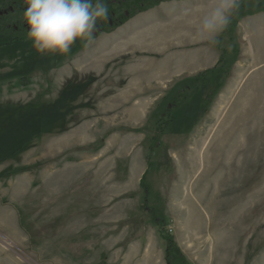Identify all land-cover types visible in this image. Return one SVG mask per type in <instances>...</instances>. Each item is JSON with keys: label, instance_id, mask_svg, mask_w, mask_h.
Listing matches in <instances>:
<instances>
[{"label": "rangeland", "instance_id": "374dc122", "mask_svg": "<svg viewBox=\"0 0 264 264\" xmlns=\"http://www.w3.org/2000/svg\"><path fill=\"white\" fill-rule=\"evenodd\" d=\"M135 1L66 55L0 36V264H264V0L216 46L214 0Z\"/></svg>", "mask_w": 264, "mask_h": 264}, {"label": "clouds", "instance_id": "9594fccd", "mask_svg": "<svg viewBox=\"0 0 264 264\" xmlns=\"http://www.w3.org/2000/svg\"><path fill=\"white\" fill-rule=\"evenodd\" d=\"M26 4L24 20L30 29L27 35L41 54L66 55L77 39L90 47L97 21L109 19L107 6L100 0L95 4L92 0H26ZM239 7V0H214L193 39L218 45Z\"/></svg>", "mask_w": 264, "mask_h": 264}, {"label": "flooded vegetation", "instance_id": "af4514ba", "mask_svg": "<svg viewBox=\"0 0 264 264\" xmlns=\"http://www.w3.org/2000/svg\"><path fill=\"white\" fill-rule=\"evenodd\" d=\"M104 4L107 6L109 19L97 21V28L93 37L101 34L106 27L113 28L114 26H117L124 17L129 16L128 10L135 6L136 1L134 0L131 2V0H108ZM123 6L126 7L122 13H120V9ZM26 8V0H3L1 2L0 36H8L11 37L13 41H15L21 35H27L30 29L24 20V12L26 11Z\"/></svg>", "mask_w": 264, "mask_h": 264}, {"label": "trees", "instance_id": "16d2710c", "mask_svg": "<svg viewBox=\"0 0 264 264\" xmlns=\"http://www.w3.org/2000/svg\"><path fill=\"white\" fill-rule=\"evenodd\" d=\"M4 1H7V0H4ZM102 3H106L108 0H100ZM143 10V9H141ZM234 15L238 16L240 15V8L238 10V12H236ZM127 20L126 17H124L120 23L118 24V26L122 25L125 21ZM231 24H232V27L234 26L235 24V19L232 18V22L230 23V27H231ZM231 30V29H230ZM229 30V31H230ZM222 58L219 60L218 63H221L222 62V59L224 58V54H222L221 56ZM219 65V64H218ZM217 67H215L214 69H212V71H215ZM198 78H201L200 80H198ZM24 80V78L20 79V82L22 83V81ZM197 80V81H196ZM203 82H205L204 80V77H203V74H199L197 76V79H194L193 80V84L194 85H197V84H201L200 87L203 86ZM192 87H195V86H192ZM196 88V87H195ZM161 132V131H160ZM19 150H17V152H13L12 154V158L15 157L16 154H19ZM145 175V174H144ZM144 183V180L142 179L141 182H140V186L142 187V184ZM144 185V184H143ZM144 189H146V192H147V187L144 186L143 187ZM145 195V194H144ZM161 238H163V240L165 241L166 243V246H167V257H166V262L167 264H187L186 263V260L185 258L183 257V255L181 254V252L179 251V249L177 248V246L175 245L174 243V239L169 236L167 233L164 234V233H161ZM171 257L173 259H171Z\"/></svg>", "mask_w": 264, "mask_h": 264}, {"label": "crops", "instance_id": "0c3cea01", "mask_svg": "<svg viewBox=\"0 0 264 264\" xmlns=\"http://www.w3.org/2000/svg\"><path fill=\"white\" fill-rule=\"evenodd\" d=\"M152 13H155V14H154V15H155L154 17H155V19H156V16H157L158 13H164V12H163L162 9H159V10H154ZM164 15H165V17L167 18V19L164 20V22H165V21H168V18H169V17H168L165 13H164ZM155 21H156V20H155ZM157 21H158V23H161V22L164 23V22L161 21L160 19H158ZM130 27L132 28L133 26H130ZM192 51H193V50H192ZM201 59H202V58H200V59L198 58L197 61L199 62ZM202 60H203V59H202ZM200 62H201V61H200ZM198 71H201V70H198Z\"/></svg>", "mask_w": 264, "mask_h": 264}]
</instances>
